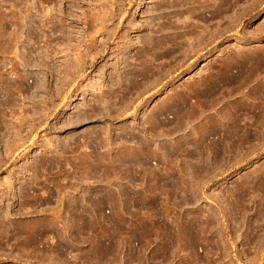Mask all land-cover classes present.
I'll use <instances>...</instances> for the list:
<instances>
[{"label":"rangeland","instance_id":"1","mask_svg":"<svg viewBox=\"0 0 264 264\" xmlns=\"http://www.w3.org/2000/svg\"><path fill=\"white\" fill-rule=\"evenodd\" d=\"M47 1L0 0V264H264V0Z\"/></svg>","mask_w":264,"mask_h":264},{"label":"bare ground","instance_id":"2","mask_svg":"<svg viewBox=\"0 0 264 264\" xmlns=\"http://www.w3.org/2000/svg\"><path fill=\"white\" fill-rule=\"evenodd\" d=\"M17 1H18V0H17ZM46 1H47V0H46ZM47 2H48V1H47ZM49 2H50V1H49ZM18 3H19V2H18ZM15 5H16V4H15ZM45 10H46V9H45ZM47 10H48V9H47ZM100 10H101V9H100ZM248 12H249V11H248ZM92 13H93V12H92ZM99 13H100V12H99ZM99 13H98V14H99ZM85 14H86V13H85ZM85 14H84V15H85ZM98 14H97V15H98ZM100 14H101V13H100ZM100 14H99L98 16H100ZM103 15H104V14H103ZM86 16H87V15H86ZM94 16H95V15H94ZM106 16H107V15H106ZM109 16H111V15H109ZM100 17H102V16H100ZM0 18H1V17H0ZM3 18H4V17H3ZM18 18H19V17H18ZM47 18H48V17H47ZM93 18H94V17H93ZM98 18H99V17H98ZM95 19H96V18H94V21H95ZM103 19H104V17H103ZM2 20H3V19H2ZM2 20H1V21H2ZM13 20H14V19H13ZM28 20H29V19H28ZM1 21H0V23H1ZM46 21H47V20H46ZM99 21H100V18H99ZM16 22H17V21H16ZM47 22H48V21H47ZM49 22H50V21H49ZM90 22H91V21H90ZM101 22H102V21H101ZM52 23H53V22H52ZM86 23H87V21H86ZM14 24H15V23H14ZM21 24H22V23H21ZM96 24H97V23H96ZM101 24H102V23H101ZM3 25H4V24H3ZM84 25H85V24H84ZM84 25H83V26H84ZM90 26H91V25H90ZM101 26H102V25H101ZM229 26H230V25H229ZM2 27H3V26H2ZM2 27H1V28H2ZM4 27H5V26H4ZM41 27H42V26H41ZM44 28H46V27H44ZM95 28H96V27H95ZM162 28H163V27H162ZM46 29H47V28H46ZM91 29H92V28H91ZM104 29H105V28H104ZM1 30H2V29H1ZM1 30H0V31H1ZM98 30H99V28H98ZM96 31H97V30H96ZM96 31H95V32H96ZM157 31H158V30H157ZM44 32H45V31H44ZM11 34H12V33H11ZM15 34H16V33H15ZM15 34H14V35H15ZM200 34H201V33H200ZM12 35H13V34H12ZM14 35H13V36H14ZM85 35H86V34H85ZM99 35H100V34H99ZM178 36H179V35H178ZM0 37H1V35H0ZM7 37H8V36H7ZM16 37H17V35H16ZM195 37H196V36H195ZM46 38H47V37H46ZM206 39H207V38H206ZM91 40H92V39H91ZM19 41H20V40H19ZM33 41H34V40H33ZM92 41H93V40H92ZM92 41H91V42H92ZM208 41H209V40H208ZM11 42H12V41H11ZM201 42H202V41H201ZM148 43H149V42H148ZM202 43H203V42H202ZM6 44H7V43H6ZM9 44H10V43H9ZM90 44H91V43H90ZM149 44H150V43H149ZM159 44H160V43H159ZM197 44H198V45H197ZM197 44H196L195 46H197V47L200 46L199 43H197ZM204 44H206V43H204ZM193 45H194V44H193ZM103 47H104V46H103ZM190 47H191V46H190ZM7 48H8V46H7ZM5 49H6V48H5ZM196 49H197V48H196ZM196 49H194L195 52H196ZM198 49H199V48H198ZM13 51H14V50H13ZM192 51H193V50H192ZM194 51H193V52H194ZM197 51H198V50H197ZM17 54H18V53H17ZM42 54H43V53H42ZM184 54H185V53H184ZM240 54H241V53H240ZM245 55H246V54H245ZM189 56H190V55H189ZM238 56H241V55H238ZM248 56H249V55H248ZM231 57H232V56H231ZM249 57H250V56H249ZM253 57H254V56H253ZM237 58H238V57H237ZM250 58H251V57H250ZM77 59H78V58H77ZM185 59H186V58H185ZM234 60H235V59H234ZM78 61H79V60H78ZM232 61H233V60H232ZM240 61H242V60L240 59ZM250 61H251V60H250ZM237 62H238V61H237ZM232 65H233V64H232ZM241 66H242V65H241ZM221 68H222V67H221ZM229 68H230V67H229ZM229 68H228V69H229ZM237 68H238V67H237ZM235 69H236V68H235ZM142 70H143V69H142ZM149 70H150V69H149ZM12 71H13V70H12ZM225 72H226V71H225ZM234 72H235V71H234ZM240 72H241V71H240ZM19 74H20V73H19ZM19 74H18V75H19ZM147 74H148V73H147ZM21 76H22V75H21ZM18 77H19V76H18ZM19 78H20V77H19ZM126 79H127V78H126ZM19 80H20V79H19ZM204 81H205V80H204ZM227 81H228V80H227ZM198 84H199V83H198ZM195 88H196V87H195ZM197 89H198V88H197ZM215 144H216V143H215ZM112 160H113V159H112ZM28 227H29V226H28ZM21 229H22V228H21ZM27 230H28V229H27ZM21 231H22V230H21ZM22 236H23V235H22ZM31 240H32V239H31ZM30 244H31V243H30Z\"/></svg>","mask_w":264,"mask_h":264}]
</instances>
